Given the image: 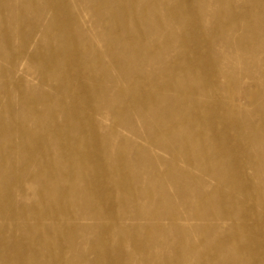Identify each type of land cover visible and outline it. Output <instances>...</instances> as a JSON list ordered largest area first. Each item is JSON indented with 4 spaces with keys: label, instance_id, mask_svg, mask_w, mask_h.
I'll return each mask as SVG.
<instances>
[{
    "label": "bare ground",
    "instance_id": "6f19581e",
    "mask_svg": "<svg viewBox=\"0 0 264 264\" xmlns=\"http://www.w3.org/2000/svg\"><path fill=\"white\" fill-rule=\"evenodd\" d=\"M186 3V0H174L169 7L170 14L176 15L179 11L186 9ZM50 6L53 11H56L53 4ZM246 7V5L241 7L243 11L240 13L225 14L220 12L215 16L217 24L212 28L213 33L211 36L207 39L201 35H198V37L201 41H207L208 43L224 39V44L227 46L237 44L243 50L242 58H252L254 51L256 57L251 63H244L240 73L245 79L264 81V46L259 45L258 42L262 38L259 30H263L261 20L264 17V10L252 13L246 11ZM187 9L195 15L199 14L197 9ZM113 22H117V20L114 19ZM160 23L162 22L158 20L157 24ZM144 24L143 28L141 27L138 30L139 32L143 33L145 27H151L148 26L150 22L147 20L144 21ZM192 25H194L192 22L184 23L185 28H192ZM232 28L240 31V37L237 40L229 31ZM110 31L122 33L124 38H133V44L130 45V48L119 38L116 41H108L105 53L120 60H124L127 55L130 57L128 62L125 61L114 72L120 75L135 73L137 77L145 78L146 82L143 81V83L148 88L152 83L151 73L142 69L143 65H153L155 59H161L162 54L169 51L171 47L170 37H167V40L160 46L144 45L141 42L142 39L135 34L136 28L113 27L109 29ZM178 40L181 43H187L189 39L181 34ZM69 42L72 45L75 43L73 38H70ZM23 43H25V40H23ZM181 48L182 52L175 55L177 56L176 59L179 58L184 61L186 53L190 50L183 45H181ZM86 52L87 49L84 48L81 52L82 56ZM34 53L29 55L30 58ZM196 55L193 60H197L198 57L197 62L191 65L182 64L177 69L168 67L165 70L162 69L157 75L167 77L170 87L180 84L182 76L179 73H192L196 71V68H203V54L196 52ZM212 55L209 56L212 58ZM98 57L99 55H97ZM8 61L9 63L13 62V60H11L12 62ZM68 62L66 61V63ZM84 65L89 67L87 63H84ZM12 70L16 72L15 67ZM196 75L197 79L193 82L185 84L186 81H183L181 85L177 86L179 87L177 96L173 98L165 97L163 103H167V105L164 107H159L150 93L139 98L134 96L130 100L131 107L133 109L139 108L141 117L144 120L143 131L138 137H147L153 143L160 144L164 151L167 150L172 155L166 173L159 172L157 174L156 170V177L151 176L147 180L142 179L137 182L124 177L110 179L104 174L105 170L113 173L124 168L139 170L154 161L148 156L144 147H138L131 142L132 144L128 145L129 150L132 152L131 162L126 161L125 165L121 162L112 163V161L122 159L121 154L112 155L114 151H121L122 146L113 149L110 145H105V142H108L109 137H111L110 133L115 131V127H109L103 121L96 126H79L71 122L72 120L76 121V111L67 109L64 110V122L68 123V126L61 128L65 125L57 123L55 119L51 118V115L43 117L36 114V109L33 110L31 106H28L29 98L19 101L22 103V107L26 109L25 112L29 115L30 120L42 126L41 130L43 132L37 135L25 127L11 129V131H18L22 134L18 154L22 162V171H17L14 177H0V264H79L73 262L74 256L70 254L74 251V244L77 239L73 233L78 230L79 226L87 227L82 221L92 218L99 221L96 224V229L100 232L106 231L107 234L87 245L84 242L80 244L83 251H80L78 256L84 255L82 253L85 251L95 254L93 261L86 257L87 262L91 264H115V261L118 264L134 263L137 259L136 254L139 255V262L142 264H188L187 260L192 258V252L189 250L191 244H187L184 239L185 226L175 221L173 212L156 209L165 203L163 201L165 198L163 183L167 178L173 182L178 181L184 184L178 185L179 187L187 186L189 175L186 172L187 167L200 169L202 175L215 181L218 180L225 187L230 188L225 194L216 189L211 192H197L193 197H188L182 193L186 203H194L191 209L194 210L196 215L203 214L209 220L221 218L230 221L232 224L227 229L229 234H221L217 238H214V236L211 241H206L209 254H200L199 250L197 252L198 264H264V213L258 214L256 210L243 208L238 202L240 201L239 197L249 195L253 197L257 193L261 206L264 208V192L260 184H253L247 176L244 181L237 183L233 179L235 176H245V170L249 168L255 172L257 171L254 180L258 179L261 183H264V99L260 100V103H263V108L260 107V103H257L255 107V118H257L258 123L254 122L250 116L242 117L239 122L232 114L230 122L234 123L235 127L230 126L228 132H220L211 128L212 135L210 139L202 141L200 139L204 135V131L195 128V126L200 124L215 126L218 117H225L227 111L218 109V117L212 114L207 120L198 115V111L203 108L202 102L187 97L189 90H196L201 87L200 74L197 73ZM213 76H215L213 68L210 71H204L202 81L205 82V78L210 81ZM130 77L131 75L126 78ZM108 83H113V80L109 79ZM229 83L231 81L226 82L228 85ZM130 85L131 90L137 88L134 78H132ZM184 85L186 86L183 88ZM98 86L99 89L88 90L92 100L94 98L102 100L101 96L113 89L109 86L103 87L102 83ZM249 87L250 92L262 94L264 98V82L255 81ZM200 92L201 90L196 91V93ZM186 97L189 101L185 102L184 98ZM39 98H44V96H39ZM250 100L252 103L255 102L253 97ZM89 101V98L85 99L86 105ZM234 104L231 100L233 110L236 109ZM178 105L185 110L188 108L194 110L191 113L186 112L181 117H177V120L174 119L173 122L181 126V130L173 129V124L158 117V114L149 115L156 107L165 111H173ZM95 109H97L96 106ZM243 127L250 128L251 132L245 136L244 140L231 146L229 137L234 136V130H242ZM0 132L6 134L9 130L1 129ZM186 133L191 136L186 135ZM41 141L46 146L45 148L37 146ZM147 143L149 142L147 141ZM30 144H32V148L28 147ZM181 145H183L182 148ZM221 145L226 148L219 151ZM13 148V143L4 138L0 145L3 154L11 153ZM152 150L155 152V149ZM160 159L156 158L158 164H161ZM180 160H182V163L179 166ZM30 165L36 171H31L28 167ZM177 166L181 170L179 174L182 176L180 177L173 176V169ZM10 168V162L3 158L2 162L0 161V170L5 171ZM190 176L194 183L201 181L198 176L193 174ZM18 184H21V186L16 190V195L21 204L17 206L12 203L15 202V195L11 190L17 188ZM24 185L28 188H24ZM126 186L130 187L128 197L131 204L138 202V208H134L129 215L126 213L127 216H125L124 211L111 212L109 208L111 203L103 194L106 190L111 189L116 191V194L124 202L127 198L123 193ZM138 186L139 190L135 191L133 187L137 190ZM152 188L156 193L155 197H151L148 193ZM234 190L237 193L234 194ZM83 191L82 198L79 201H74L77 194ZM138 193L142 195L141 201L138 199ZM66 195L69 197L68 199H71V202H62L60 196ZM228 195L230 197L226 198ZM32 197L37 199L33 200ZM201 200H205L207 205L216 210L210 213L206 212L203 206H197V203ZM74 211H79L81 217L77 218ZM146 213L161 219V221L167 219L171 223L168 224L169 231L176 234L177 243L169 242V248L174 249L176 253L167 254L162 252L164 248H167V245L162 243L160 235L147 234L143 237L139 236L136 234V224H128V221L140 219ZM249 216H253L252 223L248 222L250 220ZM8 221H12L14 225L11 227ZM107 221L108 223H106ZM45 222H48L49 226ZM157 227H160V225H157ZM113 235H119L120 238L116 244L111 246L109 238ZM123 235L130 238V252L125 247V236ZM260 237L263 239H260ZM152 245L159 249L158 254H150L149 249ZM65 251H69L68 255H63ZM226 252L228 253L223 255ZM125 256L129 257L128 261H125Z\"/></svg>",
    "mask_w": 264,
    "mask_h": 264
},
{
    "label": "rangeland",
    "instance_id": "374dc122",
    "mask_svg": "<svg viewBox=\"0 0 264 264\" xmlns=\"http://www.w3.org/2000/svg\"><path fill=\"white\" fill-rule=\"evenodd\" d=\"M186 1V9L179 11L176 15H172L169 12V7L173 4L174 0H0V130H9L6 134L0 132V145L5 138L9 142L11 141L14 146L11 153L3 154L0 149V161L2 162V159L5 158L11 165V168L8 170H0V177H14L17 171H22V162L18 157L22 134L18 131H11V129L25 127L37 135L43 132L41 130L42 126L30 120L29 115L25 112L26 109L19 102L25 98H29L28 106H31L33 110L36 109V114L43 117L51 115V118L55 119L57 123L65 125L62 127L58 126L59 128L68 126V123L64 122V110L67 109H74L76 111V121L72 120L71 122L79 126H96L99 122L103 121L105 125L115 127V131L110 133L111 137H109L108 142H105V145H110L113 149L122 146L121 151H114L112 153V155L121 154L122 159L112 161V163L121 162L125 165L126 161L131 162L132 152L129 150V144L133 143L138 147H144L147 150L148 156L154 160L151 164L139 170L124 168L116 173L109 170L104 171L105 176L110 179L124 177L135 182L142 179L147 180L151 176L156 177L159 172L166 173L172 155L167 150L164 151L160 144L153 143L147 137H138L143 131L144 120L141 117L140 109H133L130 105V100L134 96L139 98L150 93L158 106L164 107L167 105V103H163L165 97L173 98L177 96L179 89L177 86L181 85L183 81H186L185 84L193 82L197 79L196 74L199 73L201 87L196 90H189L187 93L189 99L202 102L203 108L198 111V115L207 120L212 114L218 117V109H225L227 111L225 117H218L215 126L208 124L195 126V128H200L204 131V135L200 140L210 139L212 135L211 128L220 132H228L230 126L235 127V124L230 122V117L233 115L239 122L242 120V117L250 116L254 122L258 123L257 118H255V107L264 98L262 94L250 92L249 86H252V83L255 81H264L245 79L240 73L243 64L251 63L256 57V53L253 51V56L250 59L242 58L243 50L237 44L227 46L224 44V39L208 43L207 41H201L198 35L203 36L205 39L211 36L213 33L212 28L217 24L215 16L220 12L225 14L240 13L243 11L241 7L246 5V11L255 13L256 11L264 10V0ZM51 4L54 5L56 11L51 9ZM187 8L197 9L199 14L195 15ZM114 19L117 22H113ZM145 20L150 22L148 26L151 27H145L143 33L139 32L138 30L145 25ZM158 20L162 23L157 24ZM261 21L263 30H259V32L262 38L258 42L259 45L264 46V17ZM186 22H192L194 25H192V28H185L184 23ZM122 26L130 29L136 28L135 34L142 39L141 42L144 45L160 46L167 40V37L171 39V47L169 51L162 54L161 59H155L153 65L145 64L143 68L139 65L141 66L140 68L148 70L151 73L152 83L148 88L143 83V81L146 82L145 78L137 77L135 73L120 75L114 72L125 61H129L130 57L128 55L125 56L124 60H120L105 53L108 41H116L119 38L129 48L133 44V38H124L122 33L109 32L110 28ZM229 31L232 32L235 40L240 37L238 29L232 28ZM181 34L188 37L187 43H181L178 40ZM70 38H73L74 45L69 42ZM23 40H25V43H23ZM181 45L190 50L186 53L184 61H181L179 58L176 59L177 56L175 55L182 52ZM84 48L87 49V52L82 56L81 52ZM33 52L35 53L30 58L29 55ZM196 52L202 53L204 56L203 68H196V71L192 73H179L182 76L180 84L178 83L170 87L167 77L157 75L162 69L165 70L168 67L177 69L182 64L191 65L197 62L198 57L197 60H193ZM210 54H213V59L209 56ZM97 55H99V62ZM8 60H13V62L9 63ZM66 61L69 62L66 63ZM84 63H87L89 67L85 66ZM13 67L16 68V72L12 70ZM211 68L214 69L215 74L213 79L209 81L205 78V82L202 81L204 71H210ZM129 75L131 77L126 78ZM132 78H134L137 85V88L133 90H131L130 85ZM109 79H112L113 83H108ZM227 81H231V83L228 85L226 84ZM100 83L103 84V87L109 86L113 89L102 95V100H98L97 98L92 100L88 90L99 89L98 84ZM199 90L201 92L196 93ZM39 96H44V98H39ZM187 97L184 98L185 102L189 101ZM251 97L255 99V102L252 103ZM86 98L90 99L88 105L85 103ZM228 99L230 100L227 101ZM231 100L235 103V110L232 108ZM262 104L260 103V107L263 108ZM95 106L97 109H95ZM159 107H156L149 115L158 114V117L172 123V128L175 130H181L182 127L175 124L173 122L174 119L177 120V117H181L186 112L191 113L194 111L190 108L185 110L179 105L173 111H165ZM154 122L156 121L154 120ZM233 132L234 136L229 137L231 139V146L244 140L251 130L250 128L243 127L242 130H234ZM186 135L190 134L186 133ZM188 145L193 146L192 144ZM37 146L41 148L46 147L42 141ZM28 147L32 148L33 146L30 144ZM175 147L177 148V146ZM180 147L182 148L183 145ZM225 148V146L221 145L219 151ZM152 149H155V152ZM156 158H161V164L156 162ZM181 163L182 160L179 161V166ZM28 167L31 171H36L31 165ZM156 170L157 174H155ZM180 171V167L174 168L173 176H182L179 174ZM186 172L189 173L188 183L184 187L178 186L184 185L183 183L178 181L173 182L166 177L167 180L163 183V194L165 196L163 201L165 203L156 209L164 212H173L175 221L185 226L184 239L187 244H191L189 250L192 252V258L187 260V263L198 264L197 252L199 250L200 254H209L206 241H211V239L217 238L221 234H229V230L227 229L232 224L230 221L221 218L209 220L203 214L196 215L194 210L191 209L194 203H186L182 193L188 197H193L197 192H211L216 189L218 191L221 190L225 194L230 188L225 187L218 180L215 181L202 175L200 169L187 167ZM256 173L257 171L255 172L252 169L246 168L245 176H235L233 179L237 183L244 181L247 176L253 184H260L264 192V183H261L258 179L254 180ZM191 174L201 178V181L194 183L191 179ZM19 186L21 184H18L17 188L11 190L15 195V202L12 203H15L14 205L17 206L21 204L16 195V190L19 189ZM23 187L28 188L25 185ZM133 189L138 191L139 186L137 190L135 187ZM129 192L130 187L126 186L123 193L127 198L124 202L116 194V191L110 189L103 193L111 203V207L109 206L111 212L124 211L125 216H127L126 213L129 215L134 208H138V202L131 204L128 197ZM233 192L234 194L237 193L235 190ZM83 193L84 191L79 192L74 201H79ZM148 193L151 197H155L156 195L153 188ZM256 194L253 197L251 195L239 197V205L243 208L256 210L258 214H263L264 208L261 206V202ZM137 195L139 201H141L142 195L140 193ZM228 197L230 196H226V198ZM68 198L67 195L60 196L63 203L71 202V199ZM32 199L36 200L37 198L32 197ZM198 205L203 206L206 212L209 213L216 210L207 205L205 200L198 202ZM74 213L77 218L81 217L79 211H74ZM252 217H248L250 219L248 220L249 223H252ZM82 223L87 227L83 228V226H79L78 230L74 231L73 235L77 239L74 244V251L70 254L74 256V263L91 264L87 262L86 257L93 261L95 254L85 251L82 253L85 255L84 259V255L78 256V253L83 251L80 248V244L84 242L87 245L105 236L107 232L97 230L96 224L99 221L93 218L82 221ZM8 224L11 227L14 225L12 221H8ZM45 224L48 225V222H45ZM128 224H136V234L139 236L143 237L147 234L160 235L162 243L167 245V248H164L162 252L167 254L176 253L174 249L169 248V242L177 243V236L175 233L169 231L168 224L171 223L167 219L161 221V219L152 217L146 213L140 219L128 221ZM157 225H160V227H157ZM123 236H125V247L130 252V238L127 235ZM119 238V235L111 236L109 244L111 246L116 244ZM260 239L263 238L260 237ZM149 251L150 254L159 253V249L153 245ZM67 253L69 251H65L63 255H68ZM136 257L137 259L134 263L128 262L127 264H142L139 262L140 258L138 254H136ZM128 260L129 257L125 256V261ZM115 264H118V262L115 261Z\"/></svg>",
    "mask_w": 264,
    "mask_h": 264
}]
</instances>
